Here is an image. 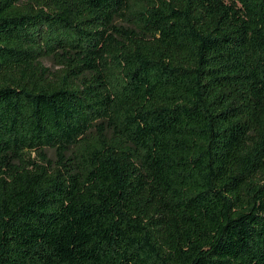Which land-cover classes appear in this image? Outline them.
Instances as JSON below:
<instances>
[{
    "label": "trees",
    "instance_id": "obj_1",
    "mask_svg": "<svg viewBox=\"0 0 264 264\" xmlns=\"http://www.w3.org/2000/svg\"><path fill=\"white\" fill-rule=\"evenodd\" d=\"M0 264H264V0H0Z\"/></svg>",
    "mask_w": 264,
    "mask_h": 264
},
{
    "label": "rangeland",
    "instance_id": "obj_2",
    "mask_svg": "<svg viewBox=\"0 0 264 264\" xmlns=\"http://www.w3.org/2000/svg\"><path fill=\"white\" fill-rule=\"evenodd\" d=\"M42 65L49 69L51 72H55L58 70V67L56 66V64L54 63V61H52L51 59H44L42 61Z\"/></svg>",
    "mask_w": 264,
    "mask_h": 264
}]
</instances>
